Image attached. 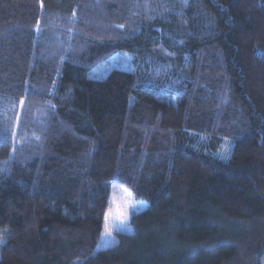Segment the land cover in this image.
<instances>
[{
  "label": "trees",
  "instance_id": "1",
  "mask_svg": "<svg viewBox=\"0 0 264 264\" xmlns=\"http://www.w3.org/2000/svg\"><path fill=\"white\" fill-rule=\"evenodd\" d=\"M0 264H264V0H0Z\"/></svg>",
  "mask_w": 264,
  "mask_h": 264
},
{
  "label": "snow or ice",
  "instance_id": "2",
  "mask_svg": "<svg viewBox=\"0 0 264 264\" xmlns=\"http://www.w3.org/2000/svg\"><path fill=\"white\" fill-rule=\"evenodd\" d=\"M125 192H126V195L129 196V197L132 195V193L128 192L127 189H125ZM121 214H123V213H121ZM107 219H108V213L106 212L105 213V221H107ZM104 230H105V232H108L107 225H105V229Z\"/></svg>",
  "mask_w": 264,
  "mask_h": 264
}]
</instances>
